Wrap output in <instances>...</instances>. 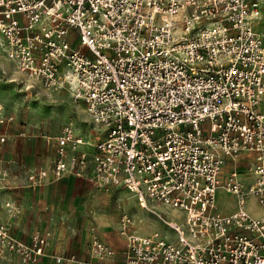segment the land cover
Listing matches in <instances>:
<instances>
[{"label": "built area", "instance_id": "built-area-1", "mask_svg": "<svg viewBox=\"0 0 264 264\" xmlns=\"http://www.w3.org/2000/svg\"><path fill=\"white\" fill-rule=\"evenodd\" d=\"M259 15V0H0L6 59L27 81L82 104L96 127L89 135L98 136L86 141L68 119L44 136L50 166H33L12 186L72 175L99 190L120 187L174 234L138 235L122 211L120 253L90 226L89 261L52 256L53 264H264ZM13 122L0 107L1 143ZM219 188L235 199L228 212L218 210ZM150 202L179 209L182 222ZM5 206L17 212L14 202ZM48 237L35 231L24 242L0 223V251L19 264H43Z\"/></svg>", "mask_w": 264, "mask_h": 264}, {"label": "rangeland", "instance_id": "rangeland-1", "mask_svg": "<svg viewBox=\"0 0 264 264\" xmlns=\"http://www.w3.org/2000/svg\"><path fill=\"white\" fill-rule=\"evenodd\" d=\"M260 15L255 21V29L261 34L264 41V0H259ZM0 107L2 111L14 116L13 126H24L29 134L34 138L22 140L17 137H9L6 143H0V170L7 169L9 174L21 173L20 162L30 161L34 157L37 163L45 161L48 154L45 151V145L42 143L44 136H55L61 126L70 119L76 127L90 140L97 139V135L88 136L90 129H95L94 125L88 124V119L80 103L71 101L66 91L53 92L46 90L39 83H31L15 71L12 63L6 59L3 48L0 45ZM264 112V98L260 105ZM20 149L24 153L20 155ZM27 163V162H26ZM245 182V181H244ZM51 183V182H50ZM4 181L0 174V212L5 209L10 212V217H6V222L14 224L15 218L19 215L15 209L5 206L6 201L13 197V193L3 187ZM73 198L70 203L78 197V204L85 207L86 213L71 224L64 218L54 215L48 204L47 210H36V205L32 211L37 214L34 219V228L44 229L48 227L50 217L55 220V229H53V245L59 247L65 252H74L80 257L86 256L87 233L85 225L89 219H92L94 213H100L104 220L118 215L120 211L127 212L132 218V227L134 233L138 235H150L157 231L161 235H168L169 239H174V234L170 232L162 223L145 210H140L136 206L135 198L130 193L120 187H111L108 191L96 190L90 186V189H73L71 192ZM63 195L62 189L55 194L52 200L54 203L61 201ZM50 197H48V200ZM11 200H9L10 202ZM45 202V201H44ZM216 204L219 211L228 212L235 207V199L231 194L225 193L220 188L216 191ZM149 207L160 212L166 219L182 222L183 212L159 202H150ZM246 207L249 213L256 216L259 214L257 202L253 198H248ZM14 210V211H13ZM50 214V215H49ZM29 221V219L27 220ZM64 221V223H62ZM24 230L28 233L32 230ZM52 245V246H53ZM0 264H19L16 257L7 251H0Z\"/></svg>", "mask_w": 264, "mask_h": 264}, {"label": "crops", "instance_id": "crops-1", "mask_svg": "<svg viewBox=\"0 0 264 264\" xmlns=\"http://www.w3.org/2000/svg\"><path fill=\"white\" fill-rule=\"evenodd\" d=\"M16 126L11 125L10 129L8 130L6 140L2 143H6L8 141L9 137H17L16 136ZM83 134V133H82ZM88 136L89 132L87 133ZM86 141H90L85 134H83ZM29 137H33V135H30ZM28 137V138H29ZM28 138H19L17 139L21 142L22 140L28 139ZM1 143V142H0ZM42 143L45 145V151L47 152L48 156L45 159V161L37 163L34 161V157L28 162L25 161V163H19L20 164V170L21 173L19 174H9L7 172V178L4 181L3 187L6 188L8 191H11L10 193H13V197H8L11 200L10 202H14L17 208V212L19 215L15 218V222L13 224H9L6 222V217H10V212L8 210H4L0 212V223L5 224L8 229L11 231L13 235H15L17 238L24 242L29 241L30 235L37 231L40 233H48L49 237V243L46 247V255L43 256L40 259V262L43 264H53L52 256H63L68 257L70 255H73L76 259V261L79 262H85L89 261V251H88V240L90 236V226H93L95 229V232L97 233L100 240L105 242L107 245H109L111 248H113L116 252L120 253L124 246V238L118 233L117 229L119 227L118 219L119 215L122 211L119 212L118 215H115L114 217H111L109 220H104L103 216L100 213H94L92 215V219H89L85 225V231L87 233V243H86V256L80 257L76 255L74 252H65L63 250H60L59 247H55L53 245V229H55V220L50 217L48 220V227L44 229H32L34 228V219H36L37 214L32 211L33 205L36 204V210L40 211L42 209L47 210L46 205H41L42 203H47L48 207L50 208L51 212L54 215H58L60 218H64V220H69L68 222L73 224L75 223V220L80 218L83 214L86 213L85 207L83 205L78 204V197L75 196V201L73 203H70L71 199L73 198L71 192L73 189H83L87 190L90 189V186L96 188L93 183L88 182L87 180L78 179L75 178L72 175H65L60 180L56 182H48L45 181L39 186L35 187H27L20 185L18 187L12 186V184L15 182V178L18 179V181H23V176L27 170L32 168L33 166H40L47 168L50 166L51 161L54 157V150L53 147L45 142L44 139H42ZM24 153L23 149H20V155ZM27 162V163H26ZM1 168V166H0ZM5 169V168H3ZM7 171V169H5ZM6 183L9 185L7 186ZM62 189L63 195L61 198V201H59L57 204L54 203L55 200H52L55 196V194L58 193V191ZM96 190H99L96 188ZM48 197L50 199L48 200ZM6 201V202H9ZM45 201V202H44ZM10 214V215H9ZM50 215V214H49ZM9 219H12L11 217ZM29 219V221H27ZM64 223V221H62ZM32 229L28 233L24 232V230ZM53 245V246H52Z\"/></svg>", "mask_w": 264, "mask_h": 264}]
</instances>
